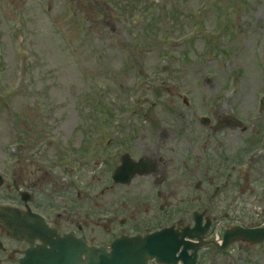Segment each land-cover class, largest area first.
I'll list each match as a JSON object with an SVG mask.
<instances>
[{
    "label": "rangeland",
    "instance_id": "obj_1",
    "mask_svg": "<svg viewBox=\"0 0 264 264\" xmlns=\"http://www.w3.org/2000/svg\"><path fill=\"white\" fill-rule=\"evenodd\" d=\"M263 95L264 0H0V172L16 168L35 209L51 205L59 230L87 233L94 245L155 229L178 209L190 223L202 188L213 213L235 216L221 217L222 229L263 220L248 222L264 198V156L237 152L264 138ZM215 105L247 129L212 134L200 119L214 122ZM124 153L160 163L115 184ZM231 154L236 182L214 195L227 173L214 161ZM37 156L60 167H40ZM12 177L2 200L17 195L6 196ZM243 241L223 253L208 247L203 264H264V244Z\"/></svg>",
    "mask_w": 264,
    "mask_h": 264
},
{
    "label": "water",
    "instance_id": "obj_2",
    "mask_svg": "<svg viewBox=\"0 0 264 264\" xmlns=\"http://www.w3.org/2000/svg\"><path fill=\"white\" fill-rule=\"evenodd\" d=\"M149 165L144 164V160L132 162L125 158L114 178L122 182L120 178L126 177L129 182L136 173H143L146 168H150ZM9 210L17 211L0 206V225L5 229L10 225L16 230L11 233L7 229L13 236L25 239L31 244L20 259V264H149L152 260L158 264H196L199 249L207 243L203 237L210 224L208 221L203 226L201 217L196 215L193 227L186 225L176 228L172 225L148 234L121 236L107 247L89 245L85 238H79L74 233L59 234L54 228H49L43 218L30 212L17 211L18 213H14L17 218L13 222L8 219L6 211ZM26 214L41 220L43 230L30 222V217ZM25 216L28 217L27 220L23 218ZM36 238H40L43 243L35 246ZM191 239H197L198 242ZM237 239L252 243L264 242V226H237L227 229L221 248L229 247Z\"/></svg>",
    "mask_w": 264,
    "mask_h": 264
},
{
    "label": "flooded vegetation",
    "instance_id": "obj_3",
    "mask_svg": "<svg viewBox=\"0 0 264 264\" xmlns=\"http://www.w3.org/2000/svg\"><path fill=\"white\" fill-rule=\"evenodd\" d=\"M260 107H261V109L263 111L264 110V95L261 97ZM212 110H215V113L213 115L216 117V120L213 122L211 120V117L209 116L210 120H203L202 121V123L205 125V127L209 128L212 131V134L215 135V134L221 132L223 129H226V128H228V129L232 128L233 131L237 130V128H240V129H243V130L247 129V126H246L245 122L244 123H238L236 121V119L233 116L230 115V114H233V113H230V114L221 113L220 108H217L216 105L214 106V108ZM220 113H221V117H219ZM249 141H250V139L246 140V143L243 142L242 144L238 145L237 152L240 151L241 155H243V156H245L248 152H250V154H254V155L256 154L255 156H257V157H260V158L263 157L264 156V138H260V140L257 139L256 143L253 144V145H248ZM257 141L263 142V145L261 143L257 142ZM110 144H111V142H110ZM110 144L108 145V147H110ZM200 144H201L200 150L202 151V147H203L204 144L202 142H200ZM124 154H126V153H124ZM122 159H123V157H121L120 163H121ZM134 159L137 160L138 158H134ZM144 159L152 160L154 162V164H155V166H153L154 169L156 168L157 164L160 163L159 162L160 158L159 159L144 158ZM236 162H237V160L234 159V156L232 154L229 155V156H226V158H224L222 155H218L216 157V159L214 161L215 166L217 168H221L222 172L226 171L227 173H226V177H225V180H224L223 183H214L213 184V186H214L213 187L214 195L219 190H221L222 186H228L232 182L233 183L236 182V181H234L231 178L232 174L236 175V173H237L238 167H237V163ZM52 165H53V168H55L57 166V164L55 162H53ZM117 166H115V167H117ZM40 167H43V166H40ZM243 169H244V167H240L239 171H241ZM153 171H151L150 173H152ZM107 173H108V170H107ZM146 174H149V173H145V174H142V175L138 174L133 179H135L137 176H144ZM243 176H244V179H246V181H247V176L248 175L244 174ZM111 180H112V178H111ZM213 180H215V179L210 178V181H213ZM112 182H113V180H112ZM155 182L156 183H161V181L156 176H155ZM115 184L127 185V184H122V183H115ZM199 184L200 185L203 184L205 187L207 186L206 181L204 179H202L201 177H200V181H199L198 185ZM154 189H157V191H162L161 187H159V186L155 187ZM202 189H203L202 197L200 198L201 200H200L198 205H200L202 207L201 210H199V211L201 213V218L203 219L204 223L207 220L211 221L212 226L217 223L218 226L220 225V231L221 232H223L226 228L232 227L230 225V226H226L225 228L222 229L221 228V225H222L221 217H225V220L231 222L232 220H235L234 214L232 212H227V211H225L224 214L223 213L221 214V212H218L219 215H217L216 213H213L211 211V208H209V205H208V202L211 200L209 198V192H208L209 189H207V191L204 188H202ZM262 192H264V189L262 190ZM77 194H78V192L76 193V190L70 191L68 193L69 197H72L74 195L77 196ZM263 196H264V194H263ZM233 199L234 198H232V200ZM8 202L16 203L17 205H19L17 207H19V209H21V211L19 209H16V210L19 211V212H22V213L25 212L24 210H26L27 204H29V203H27L25 201H22L18 194L17 195H11L8 198ZM55 205L56 204L54 203V206ZM68 206H69V208H71L73 210L74 207L71 204L68 203ZM262 207H264V198L262 199V204L259 206V208H262ZM50 208H51V205L44 211H41V210L38 211V213L41 214L42 216H44L46 218L47 222L51 226L56 228L59 232H61V233L68 232V231L59 230L60 228H59V225H58V220H54L52 218L53 217V213L50 212ZM17 211H15V210L6 211V212H8V216H9L8 219H10V220H12L14 222L15 219L17 218V216L16 217L14 216L16 213H18ZM193 211L194 210H192V215L195 214V212H193ZM249 213H250V211H248V214ZM26 215L28 217H30V218L25 216V217H23V218H25V220H27V218L30 220V222H32L33 220H36L30 214H26ZM56 216L59 218L61 216V213H57ZM13 217H14V220L12 219ZM263 220H260V222L263 221ZM184 222H185L184 219L180 218L179 224H184ZM240 222H242V220H240V221L236 220L235 225L240 224ZM190 223H192V221ZM263 223H264V221H263ZM40 224L41 223L39 222V225ZM9 228L11 230L10 231L11 233L16 231L10 225H9ZM80 229H81V227H80ZM10 232L7 231L2 225H0V264H17L19 256H21V254L23 253L24 249L29 246V241H27L25 239H22V238H16ZM70 232H74V231L70 230ZM76 232H74V233L77 234L78 236H81V234H85V233H78V232L76 233ZM36 243L37 244L38 243H42L41 239H39V240L36 239Z\"/></svg>",
    "mask_w": 264,
    "mask_h": 264
},
{
    "label": "bare ground",
    "instance_id": "obj_4",
    "mask_svg": "<svg viewBox=\"0 0 264 264\" xmlns=\"http://www.w3.org/2000/svg\"><path fill=\"white\" fill-rule=\"evenodd\" d=\"M254 80V79H253ZM32 216V215H31ZM33 218L34 219H36V220H33L32 222L35 224V225H37V227H38V229L39 230H43V226H41V224L39 225V222L41 223V220H39V219H37L36 217H34L33 216ZM38 220V221H37ZM7 227V229L9 230V231H11L10 230V228L8 227V226H6ZM39 235V237H40V234H38Z\"/></svg>",
    "mask_w": 264,
    "mask_h": 264
}]
</instances>
